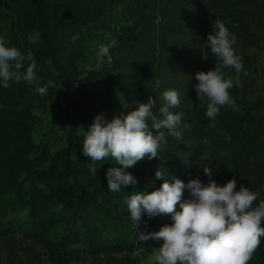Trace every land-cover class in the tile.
<instances>
[{"label":"trees","instance_id":"obj_1","mask_svg":"<svg viewBox=\"0 0 264 264\" xmlns=\"http://www.w3.org/2000/svg\"><path fill=\"white\" fill-rule=\"evenodd\" d=\"M247 8L264 9V0H0V36L25 53L31 50L38 62L32 83L11 81L0 87V238L21 234L35 240L54 264H73L80 247L94 255L124 252L123 264H141L133 253L158 248L162 239L143 241L138 233L172 221L170 214L142 215L137 228L126 201L136 190L160 186L163 178H155L156 169L165 171L170 182L172 176L185 183L199 176L206 182L201 168L211 163L219 170L213 177L219 184L235 177L237 189L242 183L264 198V157L257 135L264 132V113L238 97V71L222 67L234 81L229 91L236 106H220L214 124L205 114L207 100L197 98L194 88L197 71L221 67L204 43L214 20H223L235 33L238 55L240 44L264 41V18L259 37L243 14ZM116 9L124 23L114 35L112 61L87 71V30ZM33 31L40 33L36 43L27 39ZM76 33L79 38L73 41ZM48 81L53 84L41 95L37 88ZM169 88L180 93L181 103L173 111L183 113L182 137L162 129L167 143L158 156L127 169L138 183L110 192L105 173L116 161L97 162V174H92L80 130L92 122L97 106L127 114L151 97L155 113L160 93ZM56 109L67 114L68 134L66 146L53 155L47 144L35 142V111ZM182 198H189L187 190ZM15 209L20 214L8 219ZM247 264H264V238Z\"/></svg>","mask_w":264,"mask_h":264},{"label":"clouds","instance_id":"obj_2","mask_svg":"<svg viewBox=\"0 0 264 264\" xmlns=\"http://www.w3.org/2000/svg\"><path fill=\"white\" fill-rule=\"evenodd\" d=\"M211 27L204 43L218 58L221 67L197 71L198 83L194 88L197 98L207 100L205 114L214 124L220 106H236L229 91L234 81L231 76H225L222 67L244 69L242 58L234 48L235 33L221 19L214 20ZM78 38L79 33L72 37L73 41ZM27 39L36 43L41 39L40 33L33 31ZM96 56L99 60L110 59V46L99 43ZM37 72L38 62L31 50L25 53L0 36V87H8L11 81L32 83ZM52 84L48 81L38 86L37 91L44 95ZM160 96L162 102L155 113L152 109L156 101L149 97L147 102H139L127 114L121 112L109 119L101 112L85 129L82 154L91 158L90 172L97 174L96 163L106 158L116 161L105 173L110 192L119 193L125 186L138 183L137 177L127 169L145 157L151 160L158 156V150L167 143L162 129H167L172 136L182 137L179 128L183 113L173 111L181 103L180 93L169 88ZM203 142H208L206 137ZM203 158L207 159L206 153ZM210 165L201 168L206 182L199 176L187 183L172 176L170 182L165 171L156 169L155 178H163L160 186L152 191L136 190L127 198V209L137 228L142 223V215L151 218L170 214V224H163L156 231L138 233L143 241L162 239L160 247L155 248L157 264H247L261 244L264 238L261 192L242 183L237 189L235 177L219 184L213 178L219 170ZM185 190L189 198H182ZM256 201L258 203H254Z\"/></svg>","mask_w":264,"mask_h":264},{"label":"rangeland","instance_id":"obj_3","mask_svg":"<svg viewBox=\"0 0 264 264\" xmlns=\"http://www.w3.org/2000/svg\"><path fill=\"white\" fill-rule=\"evenodd\" d=\"M247 18L250 29L259 37H262L261 20L264 18V9L247 8L243 10ZM120 9L112 10L107 13L105 18L95 27L87 30V44L91 53L90 62L85 67L87 71L100 69L104 64L111 63L108 57L99 60L96 56L97 45L106 43L111 47L116 44L115 34L123 24ZM239 55L242 58L243 69L238 71L237 87L241 91L238 97H245L246 100L259 106L260 113H264V41L259 39L256 44H240ZM98 95L103 90L98 89ZM104 112L109 119L117 115L118 108L114 107L109 110L97 106L93 110L95 115ZM37 124L34 130L36 143L47 144L54 155L66 146L68 134L67 114L63 109L35 111ZM185 120L182 118L181 124ZM187 122L185 126H189ZM191 128V126H189ZM86 128H82L79 137L83 142ZM260 136L262 143V154L264 157V132L257 134ZM20 212L10 210L8 219L18 216ZM79 247V246H73ZM80 257L72 260L73 264H123L126 253H116L112 255L99 254L94 255L86 252L81 247L79 249ZM141 264H154L155 248L142 247L133 253ZM0 264H54L50 258L47 249L39 242L26 239L21 234H16L11 238H0Z\"/></svg>","mask_w":264,"mask_h":264},{"label":"built area","instance_id":"obj_4","mask_svg":"<svg viewBox=\"0 0 264 264\" xmlns=\"http://www.w3.org/2000/svg\"><path fill=\"white\" fill-rule=\"evenodd\" d=\"M110 60L112 61V58H111V56H110Z\"/></svg>","mask_w":264,"mask_h":264}]
</instances>
